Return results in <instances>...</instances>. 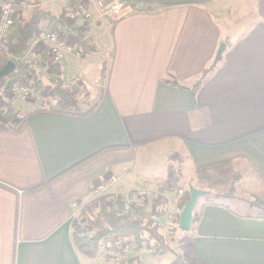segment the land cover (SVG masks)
Returning a JSON list of instances; mask_svg holds the SVG:
<instances>
[{
  "label": "crops",
  "instance_id": "obj_1",
  "mask_svg": "<svg viewBox=\"0 0 264 264\" xmlns=\"http://www.w3.org/2000/svg\"><path fill=\"white\" fill-rule=\"evenodd\" d=\"M132 4V14L105 20L90 33L97 48L91 61L66 57L67 76L80 77L82 92L95 100L87 116L51 112L56 87L47 70L22 66L31 74L18 78L31 77L50 104L22 102L26 111L17 109L24 121L0 122V264H91L74 247L73 217L124 158L137 164L161 155L195 173L227 177L230 191L247 169L260 188L253 194L264 196V0ZM172 80L181 88L167 83ZM121 180L111 194L145 191L157 200L146 203L145 212L157 214L163 230L178 225L190 196L175 178L174 187L169 178L128 171ZM253 194L248 211L233 209L230 194L227 204L201 208L188 232L192 260L264 264V218L244 217L258 212Z\"/></svg>",
  "mask_w": 264,
  "mask_h": 264
},
{
  "label": "trees",
  "instance_id": "obj_2",
  "mask_svg": "<svg viewBox=\"0 0 264 264\" xmlns=\"http://www.w3.org/2000/svg\"><path fill=\"white\" fill-rule=\"evenodd\" d=\"M76 3L77 0H66V7L58 14L53 15L44 11L37 5L38 3H36V1H33L32 4L35 9L32 11L30 18H22L20 20V24L17 28V37L11 48L10 55L12 57L20 56L28 50L34 42V31L42 23L48 27L59 26L65 31L73 33L76 50L81 52L83 56L94 53V48L91 47L84 38L83 33L85 30L78 24L75 8ZM9 61H12L16 66V71L11 75L12 78L17 79L19 75L31 74L28 69L23 68L13 59L6 60V64ZM103 69L104 66L101 68V73H103ZM167 83L171 86L181 88L174 80L168 81ZM198 86L199 84H197L195 88ZM53 98L57 101L55 104V110L51 111L53 113L73 117H85L93 110V106L86 111L81 110L78 107L76 94H67L54 90ZM10 120L11 116L8 113H4L0 109V122L8 124ZM175 157L178 156L169 158L174 159ZM181 177L182 176L180 175V178ZM219 197L220 196L218 194H213L208 191L201 197V205H196L194 208L189 233H192L195 230L196 225L200 220L201 208L204 205L216 203L214 200ZM252 198V204L253 206H257L258 212L254 215H245L244 217L264 218V196L253 194ZM145 204L146 201H143L142 203H132L128 207L127 212H124L122 207H119L117 202H115L111 196L109 197L105 195L92 199L80 209L78 214V217L85 221V234L79 235L78 232L81 227L78 221H75L72 224V241L77 252L82 257L91 259L97 254L99 245H104L107 250H110L111 243L115 238L123 240L125 245L133 244L141 247L146 235L156 247L154 254H151L155 257L163 256L166 252H168L165 239L163 235L155 231L154 224L150 218V213H147L144 210ZM136 219H139V221ZM110 251L113 252V250ZM137 263L140 264V262L136 259L129 261V264Z\"/></svg>",
  "mask_w": 264,
  "mask_h": 264
},
{
  "label": "built area",
  "instance_id": "obj_3",
  "mask_svg": "<svg viewBox=\"0 0 264 264\" xmlns=\"http://www.w3.org/2000/svg\"><path fill=\"white\" fill-rule=\"evenodd\" d=\"M21 4H23L21 0H0V70L4 68L6 59L11 57V45L17 37L19 15L17 7ZM75 8L79 24L90 31L105 20H118L135 11L132 0H77ZM69 37L62 34L55 26L38 27L34 31V42L31 47L20 56L11 59L26 68L42 67L46 69L56 89L65 93H76L81 88V79L80 77L67 76L66 57L73 56L79 59L81 52L76 50L75 42L70 41L74 37L71 39ZM39 99L41 97L37 93L36 82L31 77L23 76L17 79L3 78L0 80V108L5 113L12 115L18 122L24 121L25 116L15 108V103L34 100L38 104ZM125 170L123 169V171ZM118 180L116 174H110L99 181L92 189L93 199L105 195L112 186L117 184ZM148 195L145 191H138L136 199ZM134 203L137 202L134 201ZM130 204L125 203L124 207L121 206L124 212H127ZM72 206L77 207L76 204ZM150 215L154 228L159 229L161 227L159 216L155 213ZM136 220L139 221V219ZM143 244L141 246L145 248ZM130 245L124 246L120 239H114L111 248L118 250L119 257H124V254H129L130 251L136 253L135 250H138V246ZM100 250L104 252L107 249L101 246ZM152 250L149 249L150 254L153 253Z\"/></svg>",
  "mask_w": 264,
  "mask_h": 264
},
{
  "label": "rangeland",
  "instance_id": "obj_4",
  "mask_svg": "<svg viewBox=\"0 0 264 264\" xmlns=\"http://www.w3.org/2000/svg\"><path fill=\"white\" fill-rule=\"evenodd\" d=\"M21 1L23 4L17 7L18 9L17 13L19 14L18 15V26L22 18L28 19L31 17L32 11L35 9L34 5L32 4L33 1H37L38 3H44V6L40 4L41 8L44 11H47L53 15L58 14L59 12H61V10H63L66 7V4H65L66 0H21ZM78 24H79V21H78ZM79 25L85 30L83 33L85 40L95 50L94 53L89 54L86 57L83 56V54L81 53L80 58L84 57L85 59L84 61L86 62L91 61L92 58L88 56H93L97 53V48L94 46V43L92 44L90 42V39H91L90 33H92L94 29L90 31L86 29V27L82 26L81 24ZM17 32H18V29H17ZM70 41L74 42V38L71 39ZM12 46L13 45H11V47ZM82 66L83 64L77 65V69L79 68L78 71L82 69ZM78 71L76 72L78 73ZM11 75H9L6 78H9L10 80L14 79L11 77ZM56 90L61 91L60 89H56ZM67 94L77 95L78 107L81 110L83 109L87 110L91 108L95 103V100H90L89 96L86 95L85 92H82V88H80L76 93H67ZM39 100L40 101L38 102V105L40 104V107H45L49 109L48 107V105L50 104L49 96L46 99L44 96ZM15 108L21 109L23 112H25L26 108L28 107H26V105L23 104L22 102H17L15 104ZM10 116H11V119H14L12 115ZM163 157L164 156H161V155L144 157L143 160L141 162L138 161L137 164H135L132 159L124 158L123 162L120 165H116L114 166V169L109 170V171L114 170V172L117 174L118 179H119L117 184L112 186L110 189L118 187L123 173H126L127 171L128 173H131V174L136 173L139 178L141 177L150 178V176L153 175L155 178H159V179L169 178L170 185L174 187V183L178 184V186L182 188L184 191H186V193L188 192V189L190 186H196L197 188L203 191L215 192V193L217 192L221 194L223 198L221 199L217 198L214 201L220 202L221 204H227L229 200L228 199L226 200L224 197H226V194L228 195L230 194V198H232L233 200H230L229 205L235 210H237V207H240V208L244 207L246 210L247 204L251 202L250 195L260 190L258 183L255 182V178L250 176L249 170L247 169L238 173L239 181L237 183H234V185L232 186L233 188L231 187L232 189L230 191V187H229L230 180L227 181V177L222 176L219 179H215L216 176L213 177L211 173H206V172H202V173L196 172L195 173L191 170L186 169V167H184L183 165H180L179 161L177 160H175L174 162H170V163H167L165 161L163 162L164 160ZM123 169H126L125 172L123 171ZM181 173L183 174V177H185V179L189 178L191 181H182V179H180ZM173 178H175L174 183L172 180ZM125 179L126 178H124L123 180L127 182V180ZM110 189L105 195L109 197L111 196V198H113L114 201L117 202L119 207L121 206L124 207L125 203L129 205L130 203H134V201H136L137 203L138 202L142 203L143 201H146L147 205L151 207V204H154L157 201V200L154 201L151 198H147L146 196L141 198L139 201H137L136 199L137 190L136 191L128 190L129 192L127 191L123 192V195H122L118 192V190H116L115 194H111L113 193V191L111 192ZM201 201L202 200L200 198L198 200L197 205H199ZM153 206H156V205H153ZM79 211L75 212V215L73 217V222L75 221L79 222L81 228L78 233L79 235H84L85 234V231H84L85 221L78 217ZM154 229L157 233L163 235L165 239L168 252H166L163 256H160V257L153 256L154 252L156 251V247L151 242V240L148 238V236L145 235L144 242H143L144 243L143 245L145 246V248L142 246L140 248L138 247V250H135L136 253L134 251L133 253L132 251H130L129 254L128 253L124 254V257H119L118 250H114L113 248L110 249V250H113V252H111L110 250L101 252L100 247L104 245H99L97 254L93 258L89 259L92 261L91 264H119L121 262H124L125 264H129L130 260L136 259L138 261H141L140 259L142 257L144 259H148V262H145V264H197L191 258V253H192L191 236L188 232H182L181 230H179L178 225H175L172 228H165L166 230H163V227H160L159 229L158 228H154ZM121 241L123 242V245L125 246L124 241L123 240ZM146 242H147V245H146ZM126 245L131 246L130 244H126ZM149 249H153L152 250L153 254L149 253Z\"/></svg>",
  "mask_w": 264,
  "mask_h": 264
},
{
  "label": "water",
  "instance_id": "obj_5",
  "mask_svg": "<svg viewBox=\"0 0 264 264\" xmlns=\"http://www.w3.org/2000/svg\"><path fill=\"white\" fill-rule=\"evenodd\" d=\"M225 44H221L218 48V51L216 53V57L214 60V64H216L221 59V55L224 51ZM16 69L15 64L12 61H9L3 69L0 70V80L3 78L8 77L11 75ZM206 192L198 190L194 188L193 186L189 187V200L186 202L185 206L183 207L180 215H179V221H178V229L182 232H189L191 228L192 223V214L194 211V208L202 196L205 195Z\"/></svg>",
  "mask_w": 264,
  "mask_h": 264
}]
</instances>
